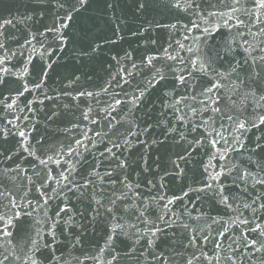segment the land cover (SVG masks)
Instances as JSON below:
<instances>
[{
  "label": "snow or ice",
  "instance_id": "obj_1",
  "mask_svg": "<svg viewBox=\"0 0 264 264\" xmlns=\"http://www.w3.org/2000/svg\"><path fill=\"white\" fill-rule=\"evenodd\" d=\"M15 2L0 264H264V0Z\"/></svg>",
  "mask_w": 264,
  "mask_h": 264
},
{
  "label": "water",
  "instance_id": "obj_2",
  "mask_svg": "<svg viewBox=\"0 0 264 264\" xmlns=\"http://www.w3.org/2000/svg\"><path fill=\"white\" fill-rule=\"evenodd\" d=\"M25 2H26V0H25ZM17 7H18V3H16L15 2V0H13V6H12V8H11V11L10 12H8V11H5L4 13H3V15H5V16H16V15H18V12H17ZM24 11V8L23 7H19V12H23ZM101 26H103V25H101ZM165 38L167 39V36L165 35ZM129 42H131V41H126V42H124V47H128V43ZM133 47H135V44L133 43ZM13 63H15V60L13 61ZM48 84L51 86V87H57L58 86V77L57 76H55L54 74L52 75V79H50L49 81H48ZM28 99H32V97L31 96H28L27 97ZM22 100H23V98H21ZM61 138H62V136H61Z\"/></svg>",
  "mask_w": 264,
  "mask_h": 264
}]
</instances>
